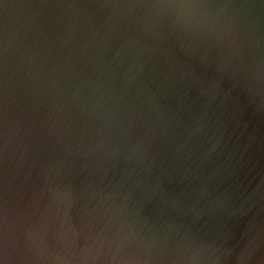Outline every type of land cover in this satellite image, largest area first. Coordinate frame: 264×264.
<instances>
[{"label":"water","instance_id":"water-1","mask_svg":"<svg viewBox=\"0 0 264 264\" xmlns=\"http://www.w3.org/2000/svg\"><path fill=\"white\" fill-rule=\"evenodd\" d=\"M0 264H264V0H0Z\"/></svg>","mask_w":264,"mask_h":264}]
</instances>
